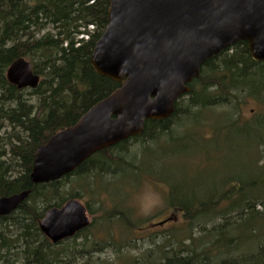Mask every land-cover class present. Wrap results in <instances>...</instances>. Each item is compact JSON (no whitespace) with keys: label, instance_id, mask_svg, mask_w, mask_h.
I'll return each mask as SVG.
<instances>
[{"label":"trees","instance_id":"obj_1","mask_svg":"<svg viewBox=\"0 0 264 264\" xmlns=\"http://www.w3.org/2000/svg\"><path fill=\"white\" fill-rule=\"evenodd\" d=\"M108 5L109 0H0V197L28 191L14 211L0 217V264H95L92 254L96 248L114 246L120 252L128 244L127 238L115 245L109 236H86L95 219L58 244L50 243L40 232L39 221L49 208L60 207L71 198L80 199L77 191L65 190L66 185L90 188L93 179L113 176L120 166L137 170L139 151L132 154V146L140 143V150L163 136L171 138L182 125L180 121L201 109L231 106L226 108H232L236 123L237 110L246 98L264 105V64L252 60L247 44L238 42L201 65L199 75L188 84L190 91L179 97L169 117L145 121L140 135L94 153L59 180L33 184L29 175L36 148L74 124L118 87L98 75L90 64L94 44L107 24ZM18 57L28 60L40 75L38 86L26 92L9 84L5 77L7 67ZM252 120L264 126V114ZM7 127L10 132L1 133ZM257 167L261 170L263 164L257 163ZM235 186L229 183L218 195L203 200L178 197L171 189L167 203L182 216L183 225L178 230L184 236L163 235L155 249L140 257L121 254L119 258L124 264H264V235L260 230L264 215L256 209L264 206V178L240 182L238 201ZM253 188L256 195L249 194ZM223 201L226 206L222 208L219 205ZM84 205L92 214L89 203ZM208 215L209 219L201 220ZM125 216L113 208L104 211L102 219L104 224L118 220L129 228H137L141 222ZM247 216L257 222L258 231L245 237L257 239L252 251H244L242 239L229 232ZM217 217V223L206 226ZM81 236L83 240L77 241Z\"/></svg>","mask_w":264,"mask_h":264},{"label":"water","instance_id":"obj_2","mask_svg":"<svg viewBox=\"0 0 264 264\" xmlns=\"http://www.w3.org/2000/svg\"><path fill=\"white\" fill-rule=\"evenodd\" d=\"M238 42L264 64V0H109L107 24L90 64L118 87L36 148L31 182L59 180L94 153L140 135L145 121L169 117L201 65ZM5 77L17 89H34L40 82L23 57L9 64ZM27 196L23 191L0 197V217ZM89 223L86 206L71 198L45 211L38 227L58 244Z\"/></svg>","mask_w":264,"mask_h":264},{"label":"rangeland","instance_id":"obj_3","mask_svg":"<svg viewBox=\"0 0 264 264\" xmlns=\"http://www.w3.org/2000/svg\"><path fill=\"white\" fill-rule=\"evenodd\" d=\"M25 89V92L28 91V88ZM226 107L231 106L201 109L180 121L182 125L176 127L179 129L171 138L163 136L140 150V143L132 146V154L139 151L135 162L137 170L120 166L121 170L113 176L93 179L90 188L76 184L65 186L67 191H77L80 194L78 200L83 204L89 203L93 210L88 215L91 222L95 219V223L86 231V236L101 239L109 236L115 245H121L127 238L128 244L120 252L114 246L101 250L96 248L92 254L95 264H124V260L119 258L121 254L140 257L146 251L155 249L154 245L164 239L163 235L167 237L173 233L182 238L184 232L178 230L183 225L182 216L172 211L167 203L171 189L178 197L203 200L218 195L227 184L236 183L234 198L238 201L241 198L238 190L240 182H255L257 178H264V126L259 127L252 120L264 114V105L254 98H246L245 104L237 110L239 120L236 123H233L232 108ZM9 130L7 127L1 133ZM7 157L3 159L7 160ZM257 163L263 164L261 170H258ZM259 174L260 177L257 176ZM256 192L253 188L249 194L256 195ZM219 206L223 208L226 203L223 201ZM113 208L125 213L129 221L141 222L137 228L121 225L118 220L104 224L103 212ZM256 209L264 215V206H257ZM172 214V220L156 225ZM210 217L204 216L201 220ZM217 222L218 217L208 221L206 226ZM260 223L264 235V220ZM256 224L253 216H247L229 229L230 235L242 239L240 245L244 251H252L254 247L257 239L245 240V237L257 230ZM82 240V236L77 239Z\"/></svg>","mask_w":264,"mask_h":264},{"label":"bare ground","instance_id":"obj_4","mask_svg":"<svg viewBox=\"0 0 264 264\" xmlns=\"http://www.w3.org/2000/svg\"><path fill=\"white\" fill-rule=\"evenodd\" d=\"M7 43V42H6ZM19 58V57H18ZM38 74V73H37ZM28 96V95H27ZM109 206V205H108Z\"/></svg>","mask_w":264,"mask_h":264}]
</instances>
